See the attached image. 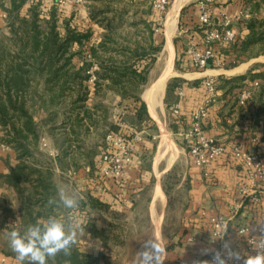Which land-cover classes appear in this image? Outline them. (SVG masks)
Masks as SVG:
<instances>
[{"label": "crops", "instance_id": "0c3cea01", "mask_svg": "<svg viewBox=\"0 0 264 264\" xmlns=\"http://www.w3.org/2000/svg\"><path fill=\"white\" fill-rule=\"evenodd\" d=\"M101 1L88 0L87 5L84 6L72 3L57 6L54 3L42 2L45 9L43 15L48 17L52 9L56 8L61 34L65 35L67 25L80 32L90 30L93 37L88 44L91 46L100 43L106 36L114 35L117 31L134 37V39H127L130 43L125 45L118 43L117 46L120 48H130L133 51L136 45L145 48L156 46L154 33L159 13L153 7L144 0H116L120 5L118 9L106 10V13L95 18L92 13L93 4ZM177 1L170 0L169 13ZM201 1L184 0L180 8L173 35V38H180L176 46L178 59L174 48L171 65L174 70L175 61L178 60L180 69L178 73L174 70V75L170 77V81L168 80L164 93V96L168 98L169 95L170 98L168 112L172 131L178 136L183 146L179 147L175 157L172 154V157L167 160L165 155L170 150L162 147V139L160 145L156 146L145 136L144 141L138 145L135 162L127 168L121 182L110 181L107 184L106 193H95L92 189L90 180L97 170L100 153L95 155L96 152L90 151L88 142L96 134L103 136L106 132L102 145L99 147L101 152L106 135L113 133L130 137L137 130L136 128L140 127L135 123V105L131 108L126 107L122 102L125 98L121 92L116 88L108 87L110 85L108 81L104 82L105 92L101 90L95 93V90L91 88L86 102V109L93 115L95 124L92 125L90 121L84 120L78 126L76 124L78 110L73 106V101L77 97L76 93L69 97L71 101L69 107L61 110L63 99L60 97L59 89L48 84V75L35 77L33 86L26 93V108L33 117L40 136L39 140L37 143L27 144L29 151L22 159L13 147L8 151L0 148V264H18L15 253L9 247L8 233L13 229L23 232L28 226L25 223V209H23L25 193L28 190L26 186L29 185L34 189L37 184L40 186L37 192L38 197H56L57 186L62 184L69 185L85 197L81 204L89 221L82 225L85 231L83 235L78 234L77 244L81 252L99 257L96 264H111L110 261L116 256L111 259L109 255H120V251L114 250L116 254L110 253L112 251L110 246H120V242L108 232L109 228H114V225L112 223L98 225V222L94 220V214L99 212L108 214L114 220L133 216L139 210L141 199L150 184L153 188L147 199V212L156 229V241H159L165 249L163 264H177L181 260L198 261L202 264L207 261V257L217 250L211 243L210 218L219 214L233 216L227 235L228 240L234 250L247 255L248 235H241L239 229L249 227L250 233L257 235L264 221V191H259V201H253L251 198L243 201L241 189L250 185V178L244 163L234 157L232 147L239 145L242 149L258 153L264 158V79L257 78L258 74L264 73V68L255 66L258 62L253 61L238 62L230 70H217L211 66L203 71L188 69L189 46L195 44L202 49L204 45L200 23ZM27 4L29 5L28 2ZM251 4V0H218L212 5L214 24L222 23L224 17L228 16L234 20L237 31L247 33V23L255 15ZM1 15L3 12L0 11ZM20 16L27 17L26 11L21 12ZM100 19L104 21L102 24L99 23ZM4 20L0 19L2 21L0 32L2 24L5 25ZM12 21L10 17L6 33L10 41L13 36ZM107 25H111L112 28L109 29ZM216 48L219 49V46ZM77 49L78 45H74L73 51ZM166 51L167 48L160 60L161 73ZM158 60L157 58L156 61ZM74 64L82 67L84 63L81 64L75 58ZM209 78L214 79L217 93L210 104L208 117L204 122V132L225 143L229 151L206 167L205 171L209 175L205 176V171L195 165L182 134L192 127L194 113L205 104L209 96L205 85ZM157 79L149 83L141 94V98L147 104L149 116L154 122L156 119L150 112L144 93ZM245 90H250L252 97L243 105L241 95ZM180 91L183 92V96L179 95ZM31 96L43 105L41 106L46 111V119L37 120L28 109L27 100ZM106 97L117 100L121 109L112 113L108 107H105V111L89 107L88 102L93 99ZM178 103L181 104V112L175 115L172 107ZM160 107V105L157 106V115ZM155 126L158 128L157 124ZM8 128L11 130V127ZM5 133L4 127L0 124V139H5ZM42 139H46L50 149L58 153L56 156L50 155L49 150L43 148ZM34 149H37L41 154L38 155L47 158L51 164H45L39 159L30 157ZM23 164L30 167L32 172L29 169L25 170L24 176L30 173L28 182L22 179L19 184H16L17 169ZM53 175L59 178L58 182L54 178L52 180ZM61 179L67 183L60 182ZM159 190L162 191L163 197L158 195ZM122 199H126V202ZM95 203H101V206H95ZM158 205H161L166 212L165 216L164 214L162 216V225L160 224L162 227L159 232L154 220ZM234 207H236L235 210ZM35 210L42 212L40 220H43L53 214L54 208L50 210L47 207H36ZM55 211L60 216L67 213V210L63 208ZM134 220H136L135 217ZM15 222L19 223L17 227L12 226ZM95 229L103 231V235L96 233ZM3 257L6 258L5 263L1 262Z\"/></svg>", "mask_w": 264, "mask_h": 264}, {"label": "trees", "instance_id": "16d2710c", "mask_svg": "<svg viewBox=\"0 0 264 264\" xmlns=\"http://www.w3.org/2000/svg\"><path fill=\"white\" fill-rule=\"evenodd\" d=\"M3 1L0 0V3ZM26 2L28 0H11L12 8L19 10V6ZM251 3L253 12L255 9L264 6V0H251ZM41 4L43 5L42 2H37L32 5L33 10L27 14V17H21L29 24L27 29L12 27V41L17 47L10 52L9 64L4 65L6 49H3V53L0 55V124L6 132L5 139H1V141L11 145L20 154L21 159L29 151L27 144L37 143L40 137L33 117L26 108V93L33 86L37 75H48V84L59 89L62 99L72 97L76 93L77 97L73 101L74 108L78 110L76 124L80 126L82 121L87 120L94 125L95 119L93 120V115L87 111L85 105L91 88L95 90V93H99L104 82L108 81L110 84L108 87L116 88L124 97L128 96L127 88L124 86L127 84L129 86L138 85L137 88H141L146 85L150 67L156 62V55L160 53L162 48V45L156 47L152 45L150 48L136 45L132 51L130 48L115 46L114 42L110 43L113 39L106 36L98 45L90 47L91 55L94 58L100 59L99 53L102 52L104 55V58L98 62L99 70L96 71L98 79L91 82L90 75L87 74L88 65L85 63L82 67H77L74 64L77 51H73V47L91 42L93 33L90 30L80 32L67 25L65 35H62L57 9H52L49 16L45 17L38 10ZM106 12L103 9L97 11L95 8L92 11L95 18ZM20 13V11L16 13L19 18ZM99 23L102 24L100 21ZM107 27L112 28L111 25H107ZM247 29V33L236 30L237 37L233 42H219L214 46L216 53L225 64L228 59L221 55L216 46H226L233 49V55L237 60L234 66L252 50L257 49L259 51L257 56L264 55V17L254 16L251 18L247 23ZM111 53L118 54L120 59ZM107 54L110 55L107 56ZM147 61V65H141L142 62ZM214 67L211 65V68ZM188 69L203 71L197 70L191 63ZM257 78L264 79V73L258 74ZM130 96L135 104V123L140 127L154 125L149 116L147 104L141 98V93H134ZM8 127H11V130ZM28 169L32 172L30 167L24 164L17 169L16 184H19L22 179H26L25 181L28 182L27 178H29L30 173L24 176L25 170ZM39 189L38 184L34 186L35 194ZM48 199L47 196H42L36 201L32 196L24 199L23 209H25V223L27 225L34 224L41 218L42 212L36 211V207H47L53 210L54 206H47ZM95 206H101V203H95ZM81 209L85 211L82 204ZM80 220L82 224L85 221L88 222V215L83 214ZM110 229L109 233L111 232ZM102 233L103 231L98 232L100 235H103ZM65 259H69L70 264H96L99 257L81 252L78 244H76L72 249L70 258H65L61 254L56 257L55 262L50 261L49 264H64Z\"/></svg>", "mask_w": 264, "mask_h": 264}, {"label": "built area", "instance_id": "2783aa9c", "mask_svg": "<svg viewBox=\"0 0 264 264\" xmlns=\"http://www.w3.org/2000/svg\"><path fill=\"white\" fill-rule=\"evenodd\" d=\"M151 5L158 13L159 20L155 32L158 33L164 25V17L167 15L171 2L170 0H144ZM218 0H202L200 2L201 15L200 23L204 36L203 48H199L195 44H191L187 50L189 61L193 67L197 70H205L211 65L215 67L225 66V62L216 53L214 46L219 42L230 43L233 42L237 37L236 28L234 26V20L231 17L225 16L222 23L214 24L213 22V8L212 5ZM37 2H49L59 6L72 3L77 6H84L87 4V0H28L30 5H34ZM7 14L3 13L0 19H6ZM90 75V81L95 82L97 80L95 76V67L89 69L87 72ZM208 90V98L205 104L200 107L193 115L192 127L185 131L182 136L186 147L189 150L191 157L197 167L205 171L206 167L212 162L228 153V146L205 134L204 122L208 117L210 104L216 97V87L213 78H209L205 83ZM180 96H183V92H179ZM252 97L250 90L243 91L241 95V104H246ZM172 112L175 115H179L181 112V104L178 103L172 107ZM145 139L144 131H135L130 137L125 135H116L110 133L106 135L104 144L101 148L99 158L97 160V170L91 178L92 189L95 193H106L108 191L107 184L110 181L121 182L127 168L131 166L137 156L138 145L141 144ZM44 149L49 150L50 155L56 156L58 153L55 150H51L49 143L46 139L41 141ZM0 148L4 151H8L12 148L11 145L6 144L0 139ZM232 153L234 157L241 160L246 169L247 174L250 178V185L241 189L243 201L251 198L253 201H259V191H264V158L255 152L244 150L239 145L232 147ZM209 174L205 171V176ZM126 202V199H122ZM236 207H234V210ZM233 211V206H232ZM85 211H82L81 206L79 210L72 213L78 219H80ZM62 214L61 216L66 215ZM233 216L227 217L225 215H216L210 218L212 224L211 243L216 246L217 250L215 253L207 257V261L211 264L214 255L220 252L225 257L227 256L228 248L234 250L232 244L228 240V231ZM85 221L83 224H85ZM19 223L15 222L12 224L13 227H17ZM82 224V225H83ZM264 221L261 227L258 229L257 235L250 233L249 227H242L239 229L241 235H248L246 246L247 255L255 254L260 237L264 236ZM228 245V248L225 247ZM6 258L1 259L2 263H5ZM177 264H202L198 261H184L181 260ZM229 264H232L229 261Z\"/></svg>", "mask_w": 264, "mask_h": 264}, {"label": "rangeland", "instance_id": "374dc122", "mask_svg": "<svg viewBox=\"0 0 264 264\" xmlns=\"http://www.w3.org/2000/svg\"><path fill=\"white\" fill-rule=\"evenodd\" d=\"M22 1V0H21ZM88 1V0H87ZM105 3H104V2ZM103 2V3H101ZM100 3L98 4H93L94 8L97 9V11L99 10H108L110 11V9H118L120 7L119 3L116 0H102ZM114 2V3H113ZM146 2V1H145ZM147 3V2H146ZM148 4V3H147ZM27 2L26 3H22V5H20V9H15L12 8V4H11V0H4L3 3H0V11L3 13L7 14V18L3 21V23L5 25L2 24V30L0 32V55L3 53V49H6V53L4 55H6L5 57V61H4V65L9 64V59L11 58L10 52L14 51L16 49V45H14L12 39L11 41L9 40L10 37L8 35H6L7 33V28H8V20L11 19L14 21H12V25L13 27L17 28V29H27L29 27V24L21 18L17 17L16 13L17 11L23 12L26 11V13H30L33 10L32 5H28V7H26ZM87 5V4H86ZM151 6V5H150ZM152 7V6H151ZM171 8V6H170ZM36 9V6H35ZM38 10L41 12V14H45V9L43 8V5H39ZM170 10V9H169ZM25 13V12H24ZM169 13V11H168ZM167 13V15H168ZM255 15L257 17H264V6H261L260 8L255 9ZM21 15V13H20ZM167 15H165L164 17V25L162 26L161 30L158 33H154L155 35V41H156V46L158 45H162L161 51L160 53H158L156 56L159 59L158 61H156L149 70L148 73V81L147 84L142 86L141 88H137V86H129L128 84L124 87L127 88V93L128 96H125L123 99V103H125L124 105L128 108L133 107L134 104V100L132 99V97L130 95H134V93H143V91L145 90V88H147V85L149 83H151L155 78H158V76L161 75V67H159L160 65V60H161V56H162V50L164 49L165 45H166V41H167V37H168V30H167ZM44 16V15H43ZM18 24H16V22ZM100 22H102L103 20H99ZM2 21H0L1 24ZM104 22V21H103ZM165 24H166V28H165ZM128 27V26H127ZM60 28V25H59ZM129 28V27H128ZM63 31V30H62ZM123 32H114V35L112 34L110 36L111 42H114V45L116 46L118 43L121 44H127L130 43L129 40L127 39H134V37H129L128 35H123ZM13 37V36H12ZM142 38V37H141ZM180 40L179 37L177 38H173V43H174V48H175V52H176V46L178 44V41ZM99 44V42H98ZM98 44H94V45H98ZM148 44V43H146ZM155 46V47H156ZM91 44H88V42L84 43L82 46L78 45V49H77V56L76 59L77 61H79L81 64L82 63H86L88 65V70L92 69L95 67V76L97 77L96 71L99 70V61L100 59L104 58V55L102 53L100 54V59H96L91 55V50H90ZM114 47V46H112ZM221 53V55L225 58L228 59V61L226 62L225 66L222 67H215L217 70H230V68H232L237 60L235 58V56L233 55V49L231 47H226V46H220L218 49ZM258 50H252L250 51L248 54L245 55V57L243 59L240 60V62H258V64H255V66L259 67V68H264V55H258ZM113 55H115L118 59L119 55L116 53H111ZM177 54V59H178V52H176ZM110 54H107V56ZM182 55V54H181ZM106 56V57H107ZM147 62H142L141 65L145 66L147 65ZM172 64H173V60H172ZM142 66V67H143ZM162 66V63H161ZM142 69V68H141ZM180 69L179 66V62L178 60L175 61L174 64V70L178 73V70ZM159 74V75H158ZM214 74H217L216 72H214ZM157 76V77H156ZM169 81L171 80L170 78L168 79ZM169 81H167L169 83ZM102 90L105 92V87L102 88ZM102 91V92H103ZM34 96V95H32ZM29 98L27 100V107L28 109L31 110V113L37 118V120L40 119H46V111L42 109V104L40 103V101L38 99H35L34 97ZM170 101L169 95L168 98L166 97V95L164 96L162 102L159 104L161 107L158 109V117L156 119V121L154 123V125H150L148 127H138L136 128V131H141L144 130L145 131V136L147 137L148 140H150L154 145L158 146L160 145L161 139H162V128L164 127L165 130L167 131L171 141L174 144V149L171 150L165 155L166 159L169 160L172 157V154L175 152L177 154V151L179 149V147L183 146L180 142V139H178V136L173 133V129H172V125L170 124L169 121V112H168V103ZM71 101L68 98H65L62 100V106H60L61 110L64 108H68L69 107V103ZM105 102V103H104ZM117 100L112 99V97H106L104 99H93L92 101L88 102L90 104L89 107L93 108V109H98L99 111H105V107H108V109L110 110V112L114 113L117 110L121 109V105L117 103ZM42 105V106H41ZM87 105V104H85ZM118 116V115H117ZM57 121V120H56ZM128 122V121H127ZM130 125H131V121L129 119ZM155 124L158 125V128L155 126ZM106 132H104L103 136L102 134H96L94 137H92V139L88 142V146L90 147V151H94L96 152V154L100 153V146L102 145V140L103 137L105 136ZM37 146V145H36ZM94 148V149H93ZM32 155H30V157H34L35 159H39L40 161H42V163H48L47 158L45 157H41L39 151L36 149L32 150ZM174 153V155H176ZM40 154V155H38ZM38 156V157H37ZM29 157V158H30ZM166 160V161H167ZM33 160L31 159V162ZM53 169V168H52ZM45 176V175H44ZM56 180V182L59 181V178H55V176L53 175L52 180ZM62 180V179H61ZM60 182H64L67 183L66 181H61ZM28 187V190H26V197H28L29 195H33L32 198L34 199V201L40 199L41 197H38L37 194H35V191L33 188H31L29 185L26 186ZM148 189L145 190L144 192V196L141 199V203H140V207L139 210H137L133 216H129L128 218H116V220H114L112 218L111 215L108 214H101L99 213H95L94 214V220L98 222V225L102 226V225H107L109 223H112L114 225V228L111 227L110 229V233L109 234H113L115 237V240H118L120 242V246L115 245L116 247H112V245L110 246V253L113 252L114 254L115 251H120V255H109L110 258L112 259L114 256H116V258L112 259L110 261L111 264H138V256L137 253L144 251L145 250V245L147 243V241L149 240H156V229L155 226L153 225L151 219L149 218V214L147 212V207H148V197L151 194V188L152 185L150 184V186ZM165 216L166 212L164 211L163 207L161 205H158L157 209L155 210L154 213V220L158 219L161 215ZM90 215V214H89ZM134 217L136 218V220H134ZM158 217V218H157ZM90 219L92 220V216H90ZM162 225V224H161ZM162 226H160L161 229ZM97 231V232H96ZM95 232L98 233L100 232L99 229H95ZM113 248V249H112ZM116 248V249H115ZM118 248V249H117Z\"/></svg>", "mask_w": 264, "mask_h": 264}, {"label": "clouds", "instance_id": "9594fccd", "mask_svg": "<svg viewBox=\"0 0 264 264\" xmlns=\"http://www.w3.org/2000/svg\"><path fill=\"white\" fill-rule=\"evenodd\" d=\"M84 200L85 197L69 185H58L56 197H50L47 201V206H55L53 214L29 224L23 232L11 230L8 243L18 264H49L61 254L70 258L78 242V234L83 235L85 231L81 220L72 213L79 210ZM59 208L67 210V214L57 215L55 210ZM225 247L228 248V245ZM164 253L165 249L159 241L149 240L145 250L137 253L138 264H163ZM229 261L232 264H264V236L260 237L255 254L242 255L239 250L228 248L226 257L217 252L211 264H229ZM64 264H70V260L65 259ZM203 264H209V261Z\"/></svg>", "mask_w": 264, "mask_h": 264}, {"label": "bare ground", "instance_id": "6f19581e", "mask_svg": "<svg viewBox=\"0 0 264 264\" xmlns=\"http://www.w3.org/2000/svg\"><path fill=\"white\" fill-rule=\"evenodd\" d=\"M183 3H184V0H178L174 4L172 11L168 15V19H167L168 37H167V45L165 47V48H167V51H166V54L164 55L163 61H162L164 63V68L162 70L161 75L158 77V79L155 81V83L153 85H151L147 89V91L144 93V97L148 101V104H149L150 112L156 118L158 117L156 109H157V106H159V104L163 100L164 93H165L166 86H167V81L170 77H172L174 75V70L171 66L172 60H173V55H174L173 35L175 32V26L177 23L178 14H179L180 8H181ZM164 53H165V51H164ZM162 133H163L162 144H161L162 147H165L168 150H170V149L173 150L175 148L174 144L171 141V139H170V137H169V135H168V133L164 127L162 128ZM174 153H173V157L176 156V155H174ZM158 195L160 197L161 196L163 197L162 191L159 190ZM161 221H162V215L158 219H155L157 232H159V230H160Z\"/></svg>", "mask_w": 264, "mask_h": 264}, {"label": "water", "instance_id": "95a60500", "mask_svg": "<svg viewBox=\"0 0 264 264\" xmlns=\"http://www.w3.org/2000/svg\"><path fill=\"white\" fill-rule=\"evenodd\" d=\"M164 51H165V47H164V49H163V51H162V53H164ZM210 68V67H209ZM154 83H152V85H153ZM151 86V85H150ZM149 88V87H148ZM147 91V90H146Z\"/></svg>", "mask_w": 264, "mask_h": 264}]
</instances>
